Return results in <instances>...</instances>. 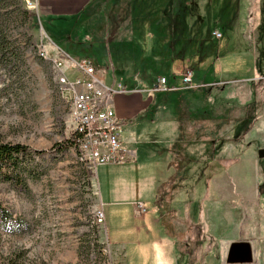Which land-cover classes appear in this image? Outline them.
I'll list each match as a JSON object with an SVG mask.
<instances>
[{"label":"rangeland","instance_id":"374dc122","mask_svg":"<svg viewBox=\"0 0 264 264\" xmlns=\"http://www.w3.org/2000/svg\"><path fill=\"white\" fill-rule=\"evenodd\" d=\"M34 3V0H0V17L8 15L9 11H14L5 25L7 26L5 33L8 39L14 42L7 48L4 57H0V140L25 144L31 150L47 151L54 143L61 142L68 137L71 132L68 101L64 94L63 96L59 93L56 82L59 71L53 67L51 60H61V63L67 66L66 74L73 76V66L63 52L68 54L71 59L76 60L77 58H86L87 56L82 54H89L91 49V52L94 53L92 55L93 63L103 72V80L107 81L111 77H119L114 72V66L109 65V62L114 63L117 70H126L125 67L131 57L127 53L116 56L112 52L104 50V43H90L87 47V41L86 44H81V48L76 51L80 55L78 56L68 51L65 41L50 36L48 30L43 28L44 33L50 36L60 49V51L56 48L47 50V47L53 46L48 40H45L43 31L39 29L38 24L36 25V21L34 23L37 14ZM239 4L240 10L243 9L244 0H240ZM17 11H26L33 17L32 20L30 21L26 17V20H22L23 22L18 24L15 19ZM243 27L244 24L237 31L224 30L223 38L222 35L215 38L210 33L212 38L218 42L212 57L203 67L207 69L203 71L204 81L206 80L208 83L221 79L230 81L232 78L246 75L249 62H247L248 47L244 39L248 38V35L253 36V34L251 33L252 29H248L244 33ZM199 35L204 36L205 34L200 33ZM38 51H43L45 56H38ZM166 53L167 51L162 52L161 59L158 61L148 60L146 65L150 69L144 76H147L148 79H156L160 78V74H164L168 79H174L178 84V79L173 76L175 69L180 70L178 62L175 61L177 57L171 59ZM87 58L89 59V57ZM153 83L147 84L143 89L144 92H148ZM240 83L230 84L231 86L223 89L227 92L226 96H231L230 99L226 98L231 101L228 103V108H241L233 112L230 111L227 121L224 118H217L223 116L220 109H211L212 113H209L211 117L217 119L216 121L208 120L209 145L206 147L208 150L206 159L197 155L198 153L194 156L196 151L193 153V158L184 156L190 148L189 144V146H179L174 142L162 147L158 142L156 143L170 156L173 154L178 156H176L178 160L173 164V171L160 185L158 194L160 193V196L163 197L164 194L171 193L173 200L176 198V194L184 195L181 192L185 190L188 194L184 195L186 204H188L186 214H190V216L194 209L193 203H196L200 198L210 200L207 196L211 192L214 203L257 201L264 196L262 186H258L262 183V173H256V166L264 170V76H259L250 82L241 81ZM249 88L252 90V96L246 102ZM206 89L205 87L201 90L203 94L201 98L205 104L207 101ZM214 90L217 89L212 91ZM261 92H263L262 99L258 105H253L251 101L254 94L255 98H258V93L260 95ZM148 94L153 96L155 93L149 91ZM233 96L239 97V100L245 101V103L238 104ZM150 101L151 98H149ZM216 107L221 106L216 105ZM182 118L185 119L182 120L185 127L182 125L183 131H185L189 126V121L184 116ZM193 118L194 124H199L197 116ZM240 119L252 120L251 125L248 131L235 133ZM176 124L177 122L175 127ZM128 131V127L123 128L119 138L122 139ZM191 134L195 136V142L203 140L200 130ZM156 135L157 128L152 126L144 137L154 138ZM134 145L132 144L130 147L137 148L139 145L143 149L141 153L145 154L143 156L145 158L153 153L151 150H160L157 147L146 148L143 144L141 145L140 141ZM200 147L203 146L196 144L194 150L198 151ZM123 152L125 156L122 164L112 165L109 163V165L99 168L105 169V172L101 171V174L106 178L116 175V182L112 185L115 190L112 191V187L109 189L111 199L116 197L112 192L119 194L122 200L136 198L134 194L147 193L153 182L151 180L154 172L153 165H146L141 171L138 170L137 178L139 175L143 176L144 181L141 180L144 182L143 187L140 185V180L128 181L126 177L129 173L127 171L133 168L131 165L135 160L125 150ZM75 153L70 146H67L60 153L51 152L50 154L37 155L39 162L37 169L45 172L40 174L35 181L27 180L28 191L26 193L14 190L11 184L0 182V202L11 214L9 221L0 218V263L12 260L19 264H114L106 246L104 225L99 227L92 223L93 212L97 207H101L99 196L96 195V182H94L97 167L89 168L81 162L79 163ZM117 164L122 166L121 172L114 167ZM245 171L248 173H244ZM257 178L261 181L260 183H256ZM99 180L100 183H104L101 177ZM244 182L248 183L251 188L249 190L251 194L248 197L247 192L249 191L245 190V186L248 184ZM101 187L104 188L105 184H101ZM207 187L209 191L205 192ZM194 191L196 196H194ZM104 194H106L105 189ZM259 203L262 204L261 213L257 212L258 205L254 204L252 209L256 212L251 217L240 214L238 236L230 235L226 223L224 229L221 224V229L218 226L219 230L215 231L216 239H214L205 224L203 230L205 248L209 247V250L217 252L219 263L226 264L228 244L242 240L249 242L250 248H252L250 263L263 264L264 236L259 233L264 232V227L261 226L259 217L264 219V204L263 202ZM194 206L198 214L200 212L199 204ZM221 219H227V215H223ZM262 224H264L263 221ZM193 232H195V226L191 230L189 227V233L195 234ZM255 232L257 236L248 237ZM199 233L201 231L198 230Z\"/></svg>","mask_w":264,"mask_h":264},{"label":"crops","instance_id":"0c3cea01","mask_svg":"<svg viewBox=\"0 0 264 264\" xmlns=\"http://www.w3.org/2000/svg\"><path fill=\"white\" fill-rule=\"evenodd\" d=\"M34 1L37 13L34 23L36 21V25L38 24L39 29L43 31L45 40H48L53 46L47 47V50L56 48L60 51L50 36H55L61 41H70L78 48L81 44H86V41L89 46L90 43L97 44L101 40V43H104V50L107 51L110 39L118 37L119 42L118 40L117 42L131 52V60L125 67L126 70L120 69V74L116 73L119 77H114L116 80H121L130 92L112 96L109 104L113 109L115 118L123 121L122 129L129 128L122 139L118 135L123 150L129 156H133L135 160L131 165L133 168L128 169L129 174L126 178L128 181L140 180V185L143 187V176L139 175L137 178L138 170L141 171L146 165H153L154 172L151 179L153 182L150 184V190L147 193L134 194L136 198L122 200L119 194L112 192L116 197L111 199L109 189L112 187V191L115 190L112 185L116 182V175L106 178L101 174V171L105 172V169H99L104 165L96 166L94 174L96 195L99 196L100 208L103 210L106 246L111 261L114 264H221L217 261V252L209 250V247L205 248V236H203L205 224L214 239H216L215 231L219 230L218 226L220 227L221 224L224 229L226 223L230 235L238 236L240 214L251 217L256 212L252 209L254 204L258 205L257 212L261 213L262 204L259 202L264 204V196L261 197V200H257L259 201L258 204L256 200L214 203L211 192L207 196L210 200L200 198L197 202L195 201L196 203H193L194 209H192L193 213L190 216V214H186L188 204H186L184 195L188 194L185 190L181 192L184 195L176 194V198L173 200L171 193L164 194L163 197L160 196V193L158 194L160 185L173 171V164L178 160L177 155L170 156L167 151L161 150V148L174 142L179 146L189 144L190 148H187L188 151L184 156L193 158V153L196 151L194 156L198 153L197 155L206 159L205 156L208 152L206 147L209 145L208 120L216 121L217 118H224L227 121L230 111L233 112L241 108H228V103L231 101L226 100V98L230 99L231 96H226L227 92L223 88L241 81L250 82V80L253 81L259 77L253 62L255 56L252 46L253 36L248 35V38L244 39L248 47L247 62H249L246 75L232 78L230 81L222 79L209 83L204 81L203 71L207 69L203 67L209 59L205 63L201 61L199 66L193 70L190 66L196 58L191 50L198 48L201 43L204 47V44L209 42H214L215 47H217L218 41L213 39L211 34L207 36L213 31L220 32L223 38L225 36L224 30L237 31L244 24V33L246 30L252 29L251 33L253 34L255 27L263 21L262 14L260 16V0H244L245 6L241 10L240 0ZM43 28L48 30L50 36L44 33ZM200 33L205 35L201 36ZM89 51V54L82 55L90 57L94 54L91 49ZM163 51H168V57L171 59L177 57L175 61L178 62L180 70L175 69L173 76L178 79V84L174 79H168L164 74H160L159 77L165 76L167 85L173 89L155 92L151 96L152 94L144 92L143 89L147 84L155 82L156 79H148L147 76H144L150 69L146 64L148 60L151 62L160 60ZM45 53L47 54V52ZM63 54L66 53L63 52ZM76 54L80 56L79 53ZM109 65L114 66V72H117L114 63L109 62ZM172 65L174 64L172 63ZM66 67L63 65L64 69H67ZM183 68L191 69L193 85L190 88H184L180 82L179 73ZM205 87L207 88L205 91L206 104L201 98L203 97L201 90ZM213 89L217 90L212 91ZM248 95L246 102L250 100L252 90L248 92ZM233 97L238 104L245 103V101H240L239 97ZM149 98H151L150 102ZM216 105L221 107H216ZM211 109H220L223 116L214 119L209 115L212 113ZM182 116L189 121V126L185 131H183L185 127L182 123V120L185 119ZM194 116L199 119V124H194L192 121ZM176 122L177 128L175 127ZM152 126H156L157 135L154 138L144 137L147 130L151 129ZM197 130H200L201 139H203L199 140L198 143L195 142V136L191 134ZM137 141H140L141 145L143 144L146 148L157 147L160 150H151L153 153L145 158L143 157L145 154L141 153L143 149L139 145L137 148L130 147ZM157 142L162 147H158ZM196 144L203 147L198 148V151L194 150ZM181 153L183 154V151ZM135 163L136 165H134ZM118 165L114 167L121 172L122 166ZM244 173L248 172L245 171ZM256 173H262V183L258 186H262L264 191V170L256 166ZM100 177L104 183H100ZM260 182L257 178L256 183ZM101 184H105V187L102 188ZM104 189L106 194H104ZM250 189L249 184L245 186L246 191ZM206 191H209L208 187ZM249 194H251L250 191L247 192V197ZM136 203H142L145 211L140 212L135 209ZM196 204H199L200 212L198 210V214L194 206ZM225 214L227 219L220 220ZM259 219H261V226L264 227L262 224L264 219L260 217ZM193 226H195V232H193L195 234L189 233V227L191 230ZM198 230L201 233L198 234ZM259 234L264 236L263 231ZM253 236H257V233L248 235L249 238ZM262 249L264 251V244ZM262 261L264 264V259Z\"/></svg>","mask_w":264,"mask_h":264},{"label":"built area","instance_id":"2783aa9c","mask_svg":"<svg viewBox=\"0 0 264 264\" xmlns=\"http://www.w3.org/2000/svg\"><path fill=\"white\" fill-rule=\"evenodd\" d=\"M212 36L219 38L221 34L213 31ZM44 57L43 51L37 52ZM73 66V76L66 74L61 60H51L52 65L59 73L56 77L59 93L68 101L71 136L76 152V160L83 165L94 168L96 166L109 165V163H121L125 153L118 138L122 130L123 121L115 118L109 101L115 94H126L130 91L120 80L111 77L103 80V72L94 67L88 58L71 59L64 54ZM192 74L189 69L183 68L179 78L184 88L191 87ZM173 88L167 85L166 79L156 78L148 92H164ZM135 208L144 212L142 203L135 204ZM103 210L97 207L93 212L92 223L101 227L103 224Z\"/></svg>","mask_w":264,"mask_h":264},{"label":"trees","instance_id":"16d2710c","mask_svg":"<svg viewBox=\"0 0 264 264\" xmlns=\"http://www.w3.org/2000/svg\"><path fill=\"white\" fill-rule=\"evenodd\" d=\"M259 4H260V16L262 14L263 21H261V23L259 22L257 27H255V29L253 30L252 46L254 47V55H255L253 62L258 76H264V0H260ZM9 12L10 13L8 15L0 17L1 18L0 19V57H4L5 51H7L8 50L7 48L10 45H12L14 42V41H10L5 33V29L7 27L5 26L6 22L9 20V18L14 13V11H9ZM26 17L29 18L30 21L33 18L26 11H21V12L17 11L15 19L16 22H18L19 24L22 23L24 20H26ZM207 36H210V33L207 34ZM117 40L118 37L116 38L113 37L112 39H110V45H108V51L112 52L116 56L121 53H127L130 55L131 52L128 51V48H125V46L119 44L118 43L119 40L118 42ZM67 42L68 41H65L66 43L65 46L66 48H68V51L72 52L73 54H76V51L78 50V49L76 50V48L78 47H75L74 44ZM214 50H215L214 42L205 43L204 47H202V43H201L198 48L192 49L191 50L192 54L195 55L196 59L192 61L193 63H191L192 65L190 66V68L194 70L197 66H199L201 61L205 62L207 59H210L214 53ZM168 53L169 52L167 51L166 55H168ZM89 60L91 61L92 65L95 67L93 63L92 55L89 57ZM120 71L121 70H117L116 73L120 74ZM262 94L263 92H261L260 95L258 93V98H255V94H254L251 103H253V105H258V103L262 99L261 97ZM240 120L238 122L239 125L237 124L238 126H236L237 130L235 131V133L237 132L244 133L248 131L252 122V120L250 119H240ZM67 146L70 147L73 146V139L71 134H69L68 137L63 139L61 142L54 143L51 146V148L47 151L38 150V149L31 150L25 144L3 142L2 140H0V182L11 184L14 190L20 193L23 192L26 193L28 191V186L26 184L27 180L35 181L37 180L40 174H43L45 172L44 170L39 171L37 169L39 165L37 155H40L42 153L50 154L51 152L60 153L63 150H65ZM0 218L4 221H9L11 218V214L7 212V210L2 205L1 202H0ZM0 264H19V263H16L15 261L11 260L6 263H0Z\"/></svg>","mask_w":264,"mask_h":264},{"label":"water","instance_id":"95a60500","mask_svg":"<svg viewBox=\"0 0 264 264\" xmlns=\"http://www.w3.org/2000/svg\"><path fill=\"white\" fill-rule=\"evenodd\" d=\"M226 249V264H246L251 261L252 248H250V244L247 241L230 242Z\"/></svg>","mask_w":264,"mask_h":264}]
</instances>
